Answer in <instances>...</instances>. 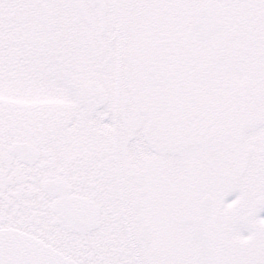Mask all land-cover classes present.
I'll return each mask as SVG.
<instances>
[{"label": "snow or ice", "instance_id": "obj_1", "mask_svg": "<svg viewBox=\"0 0 264 264\" xmlns=\"http://www.w3.org/2000/svg\"><path fill=\"white\" fill-rule=\"evenodd\" d=\"M0 264H264V0H0Z\"/></svg>", "mask_w": 264, "mask_h": 264}]
</instances>
